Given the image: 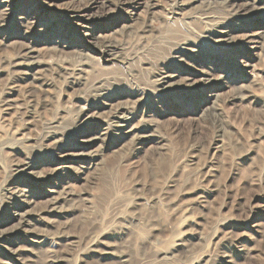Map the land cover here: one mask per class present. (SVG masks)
Returning <instances> with one entry per match:
<instances>
[{
	"label": "rangeland",
	"instance_id": "rangeland-1",
	"mask_svg": "<svg viewBox=\"0 0 264 264\" xmlns=\"http://www.w3.org/2000/svg\"><path fill=\"white\" fill-rule=\"evenodd\" d=\"M22 1L0 0V264H264V0H258L257 14L238 9L255 0H132L121 10L108 1L89 12L106 19L92 36L67 35L63 24L56 35L33 39L46 68L37 82L22 63L25 9L35 5ZM136 3L142 5L133 11ZM57 4L62 10L82 2ZM60 34L70 46L57 54L49 46L57 45ZM183 40L203 48L206 65L192 54L177 65L174 49ZM107 46L120 54L112 63L101 52ZM185 69L195 80L204 71L217 77L229 71L233 81L222 85L217 111L204 103L209 89L167 102V91L157 95L164 73ZM72 77L81 78V86ZM101 93L133 96L126 100L140 117L156 121L167 149L155 144L108 152L84 188L91 204L63 219L67 228L43 215L38 243L28 242L25 233L12 236L19 220L7 213L8 198L25 189L15 165L29 155L34 174L79 169V158L67 165L66 157L90 154L79 141L98 127L81 125L78 112L83 107L95 113ZM109 110L99 108V117L111 120ZM56 131L67 134L60 147ZM112 135L104 140L113 142ZM54 183H27L34 213L51 201L45 190ZM68 235L74 246L66 244Z\"/></svg>",
	"mask_w": 264,
	"mask_h": 264
},
{
	"label": "bare ground",
	"instance_id": "bare-ground-1",
	"mask_svg": "<svg viewBox=\"0 0 264 264\" xmlns=\"http://www.w3.org/2000/svg\"><path fill=\"white\" fill-rule=\"evenodd\" d=\"M11 1H13V4L15 5L22 4L23 2L22 0H10V2ZM26 1L28 4V1L30 0ZM57 1H62L63 5L75 4L76 2L80 1L82 2V5L79 7H66L60 10L61 8L60 5L57 4ZM108 1L113 2V4H115L117 9L119 10H121L120 8L122 7H132L133 4L132 0L31 1L35 6H31L29 12H26L25 9L26 16H24V19L25 21L27 20L28 23L30 22V20H34V25L29 26L28 23L24 25V39H26L28 45L26 49V56H24L22 63L24 64L23 66L28 69L29 77L32 81H38V72L41 68L44 67V64L38 59L39 55L41 54V49L39 48L38 43L33 39L37 35L42 37L46 35H54L55 32L60 29V26H62L63 24L65 26V32L67 35L78 33L84 38L92 36L96 29H102L106 19L103 16L93 19L92 16H89V12L94 10L95 8L108 6L106 4ZM141 5L142 3H136L135 6H133V11L138 10ZM183 5H186V3H184ZM261 8L260 4H258V0H255L253 4L246 3L238 9H241L242 13L244 11H247L257 14L262 10ZM4 11H9V9L6 8ZM116 11H112V13L115 14ZM93 26L95 27L93 28ZM225 33L221 32L220 34ZM97 37H101V35H98ZM254 40L255 38H250L248 41L252 44ZM56 44L57 45L49 46L51 47L49 49H52L53 52L57 54L63 53L65 48L70 46L68 45L69 43L66 42L63 37H61V34ZM101 48L103 49V51L101 52L103 53V56H105L106 62L112 63L115 59L120 57V54L117 52V50L116 52H113L112 48L108 46L106 48ZM204 52L205 51L198 45V43L187 42V40H183V42L174 49L175 58L178 60L177 65H182L183 58L189 56L190 54L193 55L192 57L194 62L201 63L203 65L205 63L206 65L207 62L204 60ZM44 69L46 68L44 67ZM211 71L213 70L202 72L201 78H199L198 80H195L194 72L188 69L177 71L175 73V75H177L176 77L175 75L171 76L164 73L158 80L159 86H161L162 90L156 91V93L158 96H161L163 94L162 91H167L168 96L164 95L162 97V100L166 101L165 99L169 98L171 100L176 94H182L183 96L200 89H209L211 90V94L207 98L203 99L204 103L206 104L207 102L208 105L213 106L214 110L217 111L216 104L217 102H219L220 90L222 85L228 84L233 80L229 76V71L226 72L225 70H223V74L218 77L212 74ZM72 81L73 85L81 86L83 80L81 78L72 77ZM236 81L237 80H235V82ZM244 93V91H241L239 93V97L241 96L246 98V95ZM131 94L140 95L139 93H136L134 91ZM126 97L133 98V96L130 95H120V97L114 99L112 97H107V95L101 93L96 98V100L101 99L102 101H98L95 104V113L93 110L85 109L83 107L79 110L77 119L78 122L81 123V125L87 124L88 126L98 127L95 135H91L89 139H83L79 141V146L81 149H84L83 151H87L88 149L93 150L90 154L74 155V153L70 152L66 157L67 165L73 164L74 161L79 158L81 160V164L83 163L82 166L80 165L81 167H79V169L77 168L75 169V171H68L69 168L63 166L61 169L62 171L53 170L48 174V176L34 174L33 171L37 170V165L32 160H30L29 155L25 156V160L23 162L15 165L16 173L21 174L19 175V182H22L23 186L25 185V189L23 188L19 192L13 194L12 197L8 198L10 199V202L7 203V213L10 217L19 220L17 229L18 232H12V236L20 237L22 236L21 234L25 233L26 236H28V242L36 244L43 238V234L38 229V224L42 221V218H44L43 215L55 216L62 222L63 219L68 220L70 216L79 214L78 212L82 211V203L91 204V202L88 201V198H86L88 193L84 192V188L90 181V174L95 172L104 164L103 162L108 152L114 154L122 151H129L131 147L137 145L142 146V148H145L146 146L152 148V145L155 144H158L163 150L167 149L164 139L157 132L156 121L151 119V116L149 115L140 117L138 115L139 112H137V110L134 108V104H137L136 101L138 103L141 102L139 100L140 96H137V100L135 101V103L133 102L134 106L130 105L131 101L126 100ZM255 102L260 103L258 100H255ZM99 108H110L109 112L111 115V120L105 121L101 119L99 117L101 116ZM109 135L113 136V142L104 140ZM53 138L54 142L57 143L58 147H60L61 142H66L65 139L67 138V134H62L59 131H56L53 134ZM105 142H108L109 144H105ZM21 150L22 148L17 149L18 152H20ZM55 181H58V183L55 184ZM30 182L33 183V186L50 185L51 183L55 184L54 189L50 191L45 190V194H51V201H49V204L45 206L44 209L37 210L35 213L32 211L35 208V206H33L34 204H31L29 203V201H27L30 194L29 190L27 189L30 185H28L27 183L30 184ZM200 195H202L201 198L208 199V197L206 198V194L204 192H202ZM77 204H80L79 207H76ZM3 207L4 205L0 206V212L3 211ZM77 208L79 210H77ZM63 222L67 228L68 222ZM74 239V237L68 235V241L66 242V244L74 246L76 244L74 242Z\"/></svg>",
	"mask_w": 264,
	"mask_h": 264
}]
</instances>
